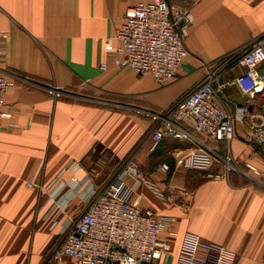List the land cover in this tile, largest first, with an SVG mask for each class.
Returning <instances> with one entry per match:
<instances>
[{
	"label": "crops",
	"instance_id": "obj_1",
	"mask_svg": "<svg viewBox=\"0 0 264 264\" xmlns=\"http://www.w3.org/2000/svg\"><path fill=\"white\" fill-rule=\"evenodd\" d=\"M139 1L0 0V34L6 35L0 68L38 84L5 93L15 119L0 125V264H78L70 257L51 261V248L73 229L90 189L128 161L145 170L154 187L136 188L137 180L125 176L124 197L139 196L143 209L174 219L163 234L170 250L153 264H180L188 233L232 251L233 264H264V157L246 141L245 123H236L228 150L204 134L167 137L154 146L155 123L146 115L167 110L219 60L263 37L264 0H170L189 9L193 21L185 40L189 56L165 87L115 66L105 50ZM46 88L65 95L56 98ZM224 94L230 110L245 106L247 120L264 121V93L251 99L226 87ZM201 147L212 154L207 170L185 167V158ZM159 163L169 164L173 175L154 171ZM169 231L176 236L169 238Z\"/></svg>",
	"mask_w": 264,
	"mask_h": 264
},
{
	"label": "built area",
	"instance_id": "obj_2",
	"mask_svg": "<svg viewBox=\"0 0 264 264\" xmlns=\"http://www.w3.org/2000/svg\"><path fill=\"white\" fill-rule=\"evenodd\" d=\"M184 21V23H182ZM193 14L170 0H140L128 8L124 22L108 39L105 50L112 55L115 66L130 67L138 75H150L161 86L174 83L181 66L189 56L185 40ZM6 35L0 34V60L5 54ZM264 36L249 48L228 54L208 70L205 79L164 111L150 112L155 123L150 138L154 146L165 138L190 140L204 134L216 142L229 144L235 136L236 123H245L246 141L259 149L264 157V121L247 120L248 108L238 106L230 110L224 94L226 87H238L254 99L264 93ZM103 70L107 69L102 65ZM237 72L226 84L222 76ZM22 85H34L27 79L17 78L0 68V125L13 122L15 112L5 101V93ZM56 98L64 92L46 88ZM67 95V94H66ZM212 154L198 148L185 158L190 170H207ZM228 158L227 163H229ZM229 165L226 171L230 170ZM247 168L260 175L258 169ZM154 171L167 177L174 170L167 163L154 166ZM125 176L137 180V185L153 186L147 172L132 161L125 162L122 170L114 173L103 186L92 187L87 206L77 218L74 227L63 240L53 245L51 261L60 262L70 257L78 264H153L169 252V241L163 239L174 222L173 218L158 216L151 209H143L139 196L134 200L124 197ZM215 180L225 174H210ZM154 187V186H153ZM157 193L158 191L155 190ZM169 238L176 232L169 231ZM234 254L229 249L209 242L200 235L188 233L180 252V264H233Z\"/></svg>",
	"mask_w": 264,
	"mask_h": 264
},
{
	"label": "rangeland",
	"instance_id": "obj_3",
	"mask_svg": "<svg viewBox=\"0 0 264 264\" xmlns=\"http://www.w3.org/2000/svg\"><path fill=\"white\" fill-rule=\"evenodd\" d=\"M259 102H261V105H263V99L259 100Z\"/></svg>",
	"mask_w": 264,
	"mask_h": 264
},
{
	"label": "water",
	"instance_id": "obj_4",
	"mask_svg": "<svg viewBox=\"0 0 264 264\" xmlns=\"http://www.w3.org/2000/svg\"><path fill=\"white\" fill-rule=\"evenodd\" d=\"M184 22V21H183Z\"/></svg>",
	"mask_w": 264,
	"mask_h": 264
}]
</instances>
